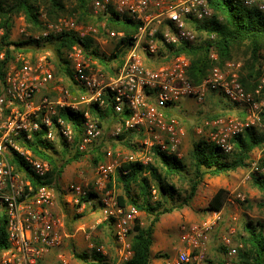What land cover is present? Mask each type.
Wrapping results in <instances>:
<instances>
[{
    "label": "built area",
    "instance_id": "built-area-1",
    "mask_svg": "<svg viewBox=\"0 0 264 264\" xmlns=\"http://www.w3.org/2000/svg\"><path fill=\"white\" fill-rule=\"evenodd\" d=\"M241 2L264 12V0ZM112 11L128 15L137 23L133 42L115 75H107L101 66L93 67L82 48L73 45L67 52V59L72 68L71 82L85 90L80 96L73 95L65 83L66 78L56 75L55 64L48 52L35 59L17 54L1 84L0 224H5L8 244L0 252V264H72L62 251L64 241L70 235L63 217L55 210L58 188L55 183L47 182L51 164L26 147L42 128L47 140L74 145L77 133L72 123L60 115V109L70 108L83 113V130L77 146L81 151H87L104 136L103 127L93 118L88 106L93 101L105 106L106 98L111 99L116 113L129 112L117 123L115 135L124 130H141L147 134L144 143L149 149L157 146L175 155H180L184 131L175 118H168L166 110L184 98L202 102L209 92H217L243 109L244 119L219 118L212 123L210 139L225 153L233 150L235 136L247 128L263 126L264 103L258 100V96L264 78L254 91H247L239 80L237 70L240 63L228 61L223 67L217 64L208 78L196 84L187 75L190 60L184 54L173 56L165 63L150 62V56L156 57L163 44H194L204 40V34L200 35L195 25L213 16L208 0H93L90 12L97 19L95 23L83 24L72 17L60 18L47 25L42 35L36 38L66 31L75 32L80 37L97 36L107 29V18ZM108 33L112 37L123 35L115 31ZM210 38L213 39L214 35ZM211 58L219 60L214 47H211ZM17 155L33 172L39 181L37 185L17 170L11 160ZM107 155L110 159L97 167L94 191L101 204L99 222L113 220L112 264H123L134 256L131 238L140 211L132 205H119L117 198L107 190V184L117 169V161L111 160L112 151L108 150ZM129 161L147 163L148 159L132 155ZM252 171L261 173L264 168L254 162ZM89 190L88 184L72 182L66 194L69 204L78 205L79 211L91 207V202L82 200ZM215 225L216 221L212 219L183 223L181 239L186 245L168 264H204L209 235ZM223 241L227 247L226 264H234L232 259L238 248L229 235L224 236ZM90 246L105 258L110 252L104 244ZM52 252L55 259L48 261L46 258Z\"/></svg>",
    "mask_w": 264,
    "mask_h": 264
},
{
    "label": "trees",
    "instance_id": "trees-1",
    "mask_svg": "<svg viewBox=\"0 0 264 264\" xmlns=\"http://www.w3.org/2000/svg\"><path fill=\"white\" fill-rule=\"evenodd\" d=\"M93 0H0V87L11 62L19 53H27L43 49L51 51L55 62L56 74L69 80V87L74 96H80L85 90L76 87L72 78V68L67 59V52L73 45H79L85 56L91 61L92 66L98 64L107 75H115L122 65L127 54L133 35L137 31V23L128 15H120L111 12L107 18L106 30L97 36L80 37L72 31L62 32L58 35H50L41 39H12V30L15 19L23 16L30 25V29L44 27V14L46 22L56 23L67 15L77 14V21L85 23L96 21L91 14L90 6ZM213 9V16L199 24L195 28L200 35L209 37L194 44L181 43L179 45H161L158 55H151L150 62L156 64L165 63L173 56L184 54L190 60L187 71L189 79L193 83H201L208 78L217 64H223L229 59H234L235 51L245 48L248 59L243 67L239 80L247 91H254L257 78L262 75L263 50H264V12L255 7L245 6L241 0H208ZM108 31L122 32V36L112 37ZM214 35V38H210ZM105 36L114 40V48L107 54L100 50L97 38ZM211 47L218 53L219 60L211 58ZM2 55V56H1ZM94 67V66H93ZM264 95V90L262 92ZM105 106H100L93 101L89 104L93 118L103 127H110L113 122L122 121L128 114H118L114 111L110 98ZM235 104V103H233ZM229 105H232L229 103ZM239 106L238 104H235ZM240 107V106H239ZM167 116L170 113L167 112ZM60 115L70 121L74 127L76 139L74 145L64 141L53 142L45 138V129L36 132L31 140L26 143L33 153L51 164L48 174V183H55L59 187V180L67 165L79 161L83 156L91 154L95 164H99L107 157L109 140L104 136L95 142L87 151H81L77 147L82 133L84 120L81 111L70 108L60 109ZM263 128H247L243 133L232 139L234 148L230 153H225L218 145L208 139H200L193 145L192 161L187 163L183 158L168 153L155 146L152 148L155 157L154 162L143 163L130 161L120 166L116 172L115 183L119 185L123 193L117 195V202L123 207L135 206L147 216V223L141 224L140 218L136 220L132 231L133 258L123 264H151V246L156 224L164 214L189 207L196 196L204 178L229 174L238 168L250 166L251 155L254 150L264 146V110L261 114ZM141 130H124L115 140L110 141L112 148L118 145L130 150H136L138 137L142 136ZM18 171L29 178L34 185L39 181L35 178L29 166L17 156L11 158ZM258 164L264 168V155ZM177 177L181 182H188V190L185 195L180 194L178 188L170 182V178ZM254 186L264 194V171L252 175ZM137 186L138 193L134 194ZM112 187V184H109ZM155 190L158 193L154 200ZM228 197L226 188H219L209 201L208 209L220 211ZM91 202V207H99L98 194L94 191V184L82 199ZM101 206V204H100ZM113 236V220L106 222ZM246 236L243 237L244 246L239 250L236 264H264V225L260 221L248 220L244 224ZM5 224H0V252L7 247ZM73 256L84 264H112V260L93 251L79 252L72 249ZM162 255V254H161ZM219 261L217 264H225ZM191 264V263H190Z\"/></svg>",
    "mask_w": 264,
    "mask_h": 264
},
{
    "label": "rangeland",
    "instance_id": "rangeland-1",
    "mask_svg": "<svg viewBox=\"0 0 264 264\" xmlns=\"http://www.w3.org/2000/svg\"><path fill=\"white\" fill-rule=\"evenodd\" d=\"M67 17H72L77 20L78 15L74 13L67 15ZM41 19L45 21L44 27L30 29V25L26 22L23 16L17 17L12 30V39L18 40L29 37H32V39H37V36L40 37L47 25L53 24L51 22H46L47 20L44 14L41 16ZM95 22L96 21L83 22V24ZM202 37L205 39L207 38V35L204 34ZM97 41L102 52L107 54L112 52L115 44L114 40L105 36H98ZM245 51L246 50L244 47L240 50L238 49L235 51L236 54L234 59H229L223 64L219 63L218 65L223 67L228 61L240 63L241 65L237 70L240 76L243 72V67L246 63V60L248 59V55L245 54ZM46 52L50 54V59L55 64L52 59L53 54L51 51L38 49L37 51L33 50L27 52L25 55L35 59ZM93 66L99 67L100 65L94 64ZM260 68L262 69V75L257 78L256 88L261 83L262 78H264V58ZM57 76L59 77V75ZM65 83L70 85L68 79H65ZM263 90L264 86L262 88L261 94L258 96V100L264 103V95H262ZM229 103L231 102L227 100L222 94L217 92H209L202 102H199L193 98H184L174 106L167 109V112L170 113L168 118H175L178 121V126L184 131V135L182 136V141L179 146L180 155H177L178 157L183 158L188 164L191 163L194 143L200 139L211 140L210 134L213 131L212 123L215 120L228 117L237 119L245 118V113L241 107L236 106L233 103H231L232 105H229ZM117 123L118 122L116 121L111 123L110 127L103 126L104 138L109 140V145L106 150L112 151L111 160L117 161V169L120 166L130 162L129 157L132 155L136 158H147V163L154 162L155 157L153 155V150L151 148L149 149L144 143L147 138V134L145 132H142V136L137 138L136 142L138 144V148L136 150H130L129 148H126L122 145L112 148L110 141L117 138V135L114 134ZM261 128H263V126L257 127L258 130H261ZM263 155L264 146L261 149H256L253 151L249 167L238 168L236 171L230 172L229 174H223L219 176L207 175L200 185L191 205L189 207H185L183 210L177 211V213L175 212V214H178L177 220L179 221V233H182L180 229L181 224L187 221H192L195 223H199L207 219L216 221V225L209 235L204 264H217L219 261H228L227 247L223 241V237L226 235L231 237L232 243L238 248L237 255L232 259V262L236 264L239 250L244 246L243 237L246 236L244 224L248 220H253L255 222L260 221L264 225V194L254 186L252 181V175L255 173L252 171V165L254 162H258ZM109 159L110 157L107 155L105 160L101 161L100 163L106 162ZM99 164H95L93 161V156L91 154H87L79 161H75L67 165L64 169V174H62V176H65V179H60L59 187H57L61 193V196L63 197L67 194L68 186L74 181L81 182L86 185L88 184L89 187L94 184L96 170ZM117 169L112 175L111 181L107 184V190H110L113 197L115 198L117 195L123 193L122 188L114 182ZM80 175H82V177H78ZM169 180L176 186V188H178L180 194L185 195L189 188L188 182H181L177 177L170 178ZM109 184H112L111 188L109 187ZM221 187L226 188L228 191V197L226 198L224 206L220 211H211L208 209L209 201L216 191ZM134 189V194H137V186H135ZM153 193L155 194V200L158 196V193L155 190H153ZM239 195L243 198H240ZM59 204L62 208V212L65 214V218L63 219L66 229L71 233H82L84 240V243L78 246L77 238H72L69 243L70 246L62 249L63 252L66 251L65 253L70 258L72 264H84L73 256V247L76 248L78 246L80 249L78 250L79 252L85 251L91 254L94 251V249L90 246L91 244H104L107 248L114 252L112 233L108 227V224L106 223L107 221L99 222L101 216L98 217L95 213V211L100 209V204L96 209H92L87 206L84 211H79L78 205H66L62 198H60ZM216 212L217 214H215ZM140 214H142L140 216V220H143V225H145L147 223V216L142 211H140ZM187 214H189V216L192 218H190ZM106 236H109V241H105ZM113 256L112 260L114 259ZM159 258L166 259V255L163 253L161 256H159ZM154 259L155 258L153 256L152 261Z\"/></svg>",
    "mask_w": 264,
    "mask_h": 264
},
{
    "label": "crops",
    "instance_id": "crops-1",
    "mask_svg": "<svg viewBox=\"0 0 264 264\" xmlns=\"http://www.w3.org/2000/svg\"><path fill=\"white\" fill-rule=\"evenodd\" d=\"M78 177H82V175H80ZM60 179L64 180L65 176L63 175ZM74 182H76V181H74ZM58 192H59V190H58ZM60 198L63 199V201L66 205L69 206L71 204H69V202H68L69 198L67 197V195H64L62 197L61 193L59 192L58 202H57L55 210L63 218H65V214L62 212V208L59 204ZM177 211H179V210H176V211H173L171 213H167V214L162 215L160 217L159 222L156 224L154 234H153V244L151 246V261H150L151 264H168V263L172 262L175 259V257L177 256L178 251L181 248L185 247V245H186L183 242V240L181 239V233H179V221L177 220L178 214H175V212L177 213ZM95 213H96V216L100 217L101 216V207L99 210L95 211ZM95 213H93V214H95ZM141 215L142 214H140V216ZM187 215L189 216V214H187ZM179 216H180V214H179ZM190 218H192V217H190ZM184 223H195V222L187 221ZM142 224H144L143 220H142ZM180 229H181V227H180ZM68 233H69L70 237H67L65 239L62 249L70 246L69 243H70V240L72 238H74V239L77 238L78 246L82 245L84 243L82 233H76V232L71 233L69 230H68ZM107 240L109 241V236L108 237L106 236L105 241H107ZM112 240H113V238H112ZM77 244H76V246H77ZM78 246L76 247V249L80 250L78 248ZM163 253L166 255V259L165 258H159V256H161V254H163ZM113 254H114V252H112L110 250V252L107 254L108 255L107 258L112 260ZM153 256L155 259L152 261ZM104 257H106V256H104ZM46 259L48 261H52L53 259H55V253L54 252L50 253Z\"/></svg>",
    "mask_w": 264,
    "mask_h": 264
}]
</instances>
